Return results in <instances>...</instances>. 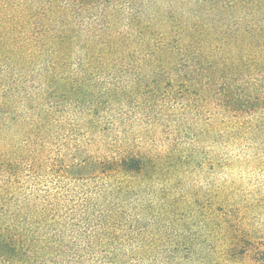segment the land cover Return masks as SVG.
Instances as JSON below:
<instances>
[{
	"label": "trees",
	"instance_id": "16d2710c",
	"mask_svg": "<svg viewBox=\"0 0 264 264\" xmlns=\"http://www.w3.org/2000/svg\"><path fill=\"white\" fill-rule=\"evenodd\" d=\"M123 1L0 0V264H86L97 255L100 264H121L131 255L125 259L130 264L139 254L140 197L134 190L140 183L132 181L145 179L155 164L123 150L104 157L72 139L85 101L91 119L93 97L129 95L119 82L100 88L98 77H128L127 85L154 93L173 94L178 87L188 101L214 93L232 107L243 98L264 102V0H203L193 10L177 0L157 28L152 19L125 18L117 5ZM84 15L97 24L76 30ZM57 106L69 110L62 123L67 128L60 153L51 151L52 143L47 157L45 136ZM23 108L34 112L31 119ZM43 167L95 189L26 193L22 174Z\"/></svg>",
	"mask_w": 264,
	"mask_h": 264
},
{
	"label": "rangeland",
	"instance_id": "374dc122",
	"mask_svg": "<svg viewBox=\"0 0 264 264\" xmlns=\"http://www.w3.org/2000/svg\"><path fill=\"white\" fill-rule=\"evenodd\" d=\"M187 1L185 8L193 10L203 0ZM123 2L117 5L125 18L130 13L152 19L157 28L164 22L166 7L174 8L177 0ZM122 21L120 30L126 24ZM96 22L81 16L76 30L94 28ZM187 59L183 64L191 67ZM96 81L100 88L119 82L118 88L127 87L129 95L119 94L113 100L93 97L96 112L91 119L86 118L90 99L85 101L82 111L77 110L82 120L72 132L74 144L90 143L91 151L104 157L119 150L140 153L155 164L145 179L132 181L134 186L140 183L134 192L140 197L143 244L135 245L139 254L133 255L130 264H264V102L243 98L232 107L229 100L214 93L188 101L180 98L178 87L171 95L169 90L154 93L143 85L129 86L128 77L100 76ZM64 109L57 106L56 114L50 115L47 157L52 143L54 154L61 151L67 128L62 123H67L69 111ZM22 113L31 119L34 112L23 108ZM19 181L26 193L34 195L66 194L83 185H89L91 192L95 189L92 182L65 180L45 167L39 173H23ZM128 215L134 218L135 211ZM128 247L127 243L125 251H130ZM127 256L131 255L126 260ZM97 257L86 264H100ZM125 259L121 264L127 263ZM108 260L102 264H109Z\"/></svg>",
	"mask_w": 264,
	"mask_h": 264
}]
</instances>
